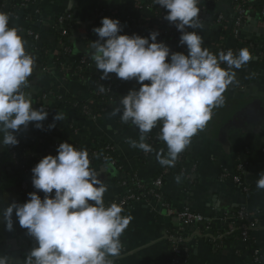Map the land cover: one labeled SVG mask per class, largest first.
Segmentation results:
<instances>
[{
    "label": "crops",
    "instance_id": "crops-1",
    "mask_svg": "<svg viewBox=\"0 0 264 264\" xmlns=\"http://www.w3.org/2000/svg\"><path fill=\"white\" fill-rule=\"evenodd\" d=\"M9 1L12 5H19L24 0ZM246 1L248 4L261 2ZM2 3L0 0V7ZM216 3L215 10L205 14L202 28L195 31L202 37V47L214 54L221 45L236 53L239 39L233 34H223L227 28L217 22L223 12H235L234 0H217ZM40 6L42 22L37 24L39 33H36L39 39L27 33L29 23H32L31 14L20 12L17 19L9 16V26L19 30L26 51L35 57L34 71L25 91L31 94L33 108L42 106L48 117L41 122L42 128L30 122L27 128L22 126L14 133L19 140L15 151L17 161L10 146L0 144V214L12 202H26L31 192L37 191L43 198L44 193L32 185L31 170L44 156L57 155L56 144L69 142L78 149H86L89 155L106 145L114 146L119 168L114 163L90 164L107 187L103 196L106 206L127 195L128 188L122 182L133 176L140 183L153 184L160 168L157 153L167 149L166 145L160 147L147 161L141 162L139 149L128 143L129 139L139 140L138 128L130 121L122 122L119 114L112 115L120 106L121 97L130 89L140 87L135 80L119 79L115 92L117 100L109 105L108 113H98L103 102L92 96L88 82L78 77L64 81L56 74V61L61 54H68L61 69L65 72H72L70 69L74 68L78 56L90 55L91 44L86 41L89 36L87 23L100 10H107L113 19H119L124 29L143 28L159 34L169 28L177 30L164 18L167 10L154 4L153 0H41ZM34 9L33 5L30 10ZM68 15L75 25L66 47L58 39L61 33L59 19ZM247 27L249 30L244 29L242 37L253 45L251 60L242 68L233 69L238 83L228 86L223 93V105L213 108L206 127L192 137L185 149L188 165H193V174L187 175L178 169L169 172L160 189L167 203L145 200L124 209L121 215L132 219L120 237L123 248L121 255L113 258L114 264H171L173 252L169 237L173 235L182 237L183 247L191 251L188 264H245L249 245L254 244L264 251V190L256 187V180L264 172V19L249 11ZM179 41L158 42L165 43L171 52L187 54L186 46ZM42 54L45 55L44 61ZM95 68L94 63L91 70L95 71ZM60 97L86 102L90 115L65 105ZM57 113L63 114L64 119L54 121ZM51 124L55 126L49 128ZM239 166H245L244 173L238 172ZM235 176L241 177V186L234 181ZM177 177H180L179 182ZM24 184H27V190H24ZM185 209L213 218L215 229H203L201 225L182 232L175 213ZM168 210L174 213L168 215ZM241 210L257 221L256 229L248 242L230 241L228 236L235 230L232 225L234 216ZM219 233L227 236L226 241H219L223 239ZM216 241L220 244L212 245ZM35 246V239L20 227L15 213L12 231L6 230L0 217V255L8 256L15 264H22Z\"/></svg>",
    "mask_w": 264,
    "mask_h": 264
},
{
    "label": "clouds",
    "instance_id": "clouds-1",
    "mask_svg": "<svg viewBox=\"0 0 264 264\" xmlns=\"http://www.w3.org/2000/svg\"><path fill=\"white\" fill-rule=\"evenodd\" d=\"M153 2L167 10L164 18L181 32L179 43L186 46L187 54L171 52L165 43L157 42L158 31L149 37L120 34L119 19L104 17L102 26L93 28L99 39L91 43L90 59L101 71V80L114 73L118 79L140 84L121 97L112 115L119 114L122 122L130 121L138 128L139 140L128 143L145 153L153 151L145 142L147 133L159 124V139L167 151L161 149L157 161L174 167L192 137L206 127L213 108L223 105L228 86L238 83L233 69L242 68L252 56L247 48L217 55L202 47V37L195 31L203 26L199 0ZM9 21V15L0 12V144L15 146L19 141L14 133L30 122L42 128L48 112L42 106L34 109L31 94L25 91L35 57L26 51L19 30L10 27ZM99 90L103 92L104 86ZM62 119L61 113L53 117ZM56 151L57 155L44 156L31 170L32 185L44 193L43 198L31 192L26 202H12L0 214L6 230L12 231L15 213L20 227L36 241L22 264H114L113 258L123 248L120 237L132 217L121 215L124 209L117 203L105 205L107 187L90 168L86 149L62 142ZM176 179L179 182L180 177ZM256 187L264 190V172ZM0 264L15 261L0 255Z\"/></svg>",
    "mask_w": 264,
    "mask_h": 264
},
{
    "label": "trees",
    "instance_id": "trees-1",
    "mask_svg": "<svg viewBox=\"0 0 264 264\" xmlns=\"http://www.w3.org/2000/svg\"><path fill=\"white\" fill-rule=\"evenodd\" d=\"M216 2L217 0H199V6L200 8H202V11L208 14V12H212L213 10H215L216 5H217ZM33 4L35 5L36 9L23 10V12L27 14H31L32 23H29L30 25L29 29L32 32H34V34H36V33H39L37 24L42 22V19L40 18L41 0H33ZM233 6L235 8L237 6H240L241 9L245 12V14L238 15L236 12H234L233 14L223 12V16H224L223 24L225 26H228L227 31H225V33L223 34H227V36L232 34L233 28L236 26V23L238 22L239 19H242L244 23H247V12L249 11H253L257 13L260 17H262V19H264V0H261V2L257 4H248L246 0H234ZM19 9H20V6L14 5V8L12 9V11L13 13L19 14L20 12H22V11H19ZM35 10H37L38 12H35ZM155 10L156 9L154 8V11ZM102 11L103 10H100L98 13H101ZM217 16H219V14ZM60 25H61V33L58 36V39L62 41L66 47H68L73 29H74L75 22L74 20L70 19ZM100 26H102L101 20H97L94 22L93 25L88 27L89 36L86 41H88L89 44H91L92 42L98 39L97 34L93 32V28L100 27ZM120 34H128V35L137 34V35H140L141 37H149L148 31L143 28H135V29L122 28V32ZM180 36H181V33L179 34L172 33L167 36L163 34H159L157 37V42L164 41V42H167V44H169L171 40H180ZM238 43H237L239 46V48L237 49L238 51L241 48H247L249 51H250V48H253L252 43L243 39L242 36L239 39ZM220 51H221V46L217 49V52H216L217 55L219 54ZM233 52L235 53V51ZM41 56H42V61H44L45 55L42 54ZM67 57H68V54L63 53L57 58V61H56L57 67H58L56 71L57 76L64 81H69L70 79H74V78L76 79V77H78L80 80L84 82H88L89 85L91 86L92 96L95 99H98V101L103 102V106L101 107L98 113H108L110 111L109 105L113 104L117 100L116 93H115L116 83L114 82V79H113L115 74L114 73L109 74L108 79L101 80L100 76L102 75V73L100 70H97L95 68L96 69L95 71L93 70V72H90V70L92 69L94 65V61L90 59V55H83V54L78 56V58L76 59V62L74 64V69L72 72L62 71L61 69L66 64ZM222 68H227V65H222ZM98 84H101L104 86L105 90L103 92L99 90L100 87H98ZM60 100L63 101L65 105L71 108L80 110L83 114L90 115V109L88 108L86 102H82V101L75 100V99L67 100L63 97H60ZM159 134H160L159 124L156 127H154L149 133H147V138L145 142L151 145L153 151L149 153H145L142 150H139L141 162L147 161L151 157V155L154 153V151L166 145L164 141L159 139ZM166 151L167 149H165V153ZM89 159H90V164L92 165H95V164L108 165L110 163H114L116 167L118 168L120 167L119 164L117 163V158L115 157V148L112 145H106L104 148H101L97 150L96 152H91V154L89 155ZM174 169L181 170L183 171L184 174H187V175L193 174L192 173L193 165H188L187 153L185 150L179 154V157L174 167L161 166L160 164L159 173L157 174V176L155 177L153 181L155 182L158 179H161L162 182L164 183V178L169 174V172L172 173ZM124 183L125 181L122 182V184ZM133 185L134 186L132 187V191L129 196H134L135 198L127 201L126 205L124 206L125 207L124 209L131 207L132 204H134L138 198L140 200L145 199L148 202H153V201L160 202L161 201L164 204L167 203L164 200L163 195L161 194L160 190L154 186V183L153 184H143V183L138 182L137 180H134ZM157 195H159V198L156 197ZM203 229L214 230L215 227L213 224L203 225ZM244 231H245L244 226H239L235 228V230L230 234V236H228V239H230V241H233V240L243 241ZM252 231L253 230H249L248 234L251 235ZM221 234L222 233H219V235ZM217 235L215 237H217ZM222 236H223V239L219 241H222V242L226 241L225 237L227 236H224V234H222ZM213 244L218 245L220 243L216 241L215 243L212 242V245ZM181 250H182L181 252L182 254L178 256V260L180 261V264H185L186 261H189L191 251L185 247H182ZM257 252L259 253L256 254ZM245 264H264V255L262 256L261 251L254 244H251L248 246V256L245 259Z\"/></svg>",
    "mask_w": 264,
    "mask_h": 264
},
{
    "label": "built area",
    "instance_id": "built-area-1",
    "mask_svg": "<svg viewBox=\"0 0 264 264\" xmlns=\"http://www.w3.org/2000/svg\"><path fill=\"white\" fill-rule=\"evenodd\" d=\"M33 0H24L21 4H19L18 6H20V9L19 11H22L23 10H28V9H31V7L33 6ZM35 6V5H34ZM198 7L200 8L199 4H198ZM14 8V5L11 4V2L9 0H3V3L0 7V12L1 11H5L10 17H13L15 19L19 18L20 14L18 13H13L12 9ZM36 9V7H35ZM201 11H200V22L202 23L204 18H205V13L204 11H202V8H200ZM35 12H38L37 10H35ZM235 12L238 14V15H244L245 12L241 9L240 6H237L235 8ZM248 14V12H247ZM104 17H108V18H112V16H110V13L107 12V10H104L102 11L101 13H97V15L94 16V18L89 21L87 24L88 26H91L94 24L95 21L97 20H102V18ZM72 19L71 16H62L60 17L59 19V24H63L65 21L67 20H70ZM217 22H218V25L223 27V28H228V26H225L223 24L224 22V16L221 14L218 19H217ZM246 26V23H244L242 21V19H239L238 22L236 23V26L233 28V31H232V34L234 35V37L236 39H240L241 36H242V32L244 30ZM149 29H147L148 31ZM28 35L34 37L35 39H39V35H36L34 34V32H32L31 30H28ZM148 33L150 34L151 31L149 30ZM172 33H177L179 34L180 31L176 30V29H167L164 31V35H170ZM224 51L225 53L229 50L228 48L224 47L221 45V51ZM73 67L70 69L71 71H73ZM90 70V69H89ZM90 72H93L90 70ZM114 79V82L116 83V86H117V82H118V78L116 77V75L113 77ZM101 84H98V87H100ZM110 92V91H109ZM101 104V103H100ZM45 110V109H44ZM19 141V140H18ZM19 144V143H18ZM15 145V146H10V149H12V155L16 158V154H15V151H16V147L18 146ZM59 144H56L55 145V149H57ZM16 161H17V158H16ZM18 163V162H17ZM20 165V164H19ZM244 169H245V166H239L238 167V172L240 174L244 173ZM134 180H137L136 179V176H133L131 177L129 180H126L125 183H124V186H126V188H128L127 190V195L120 199V200H116L112 203H117L118 205L122 206L123 209L125 208L124 206L126 205L127 201L129 200H132L134 199L135 197L134 196H129L131 191H132V187L134 186L133 185V182ZM138 181V180H137ZM234 181L236 183H238L240 186L242 185V181H241V177L239 176H235L234 177ZM154 186L157 188V189H162V186H163V182L161 179H158L157 181L154 182ZM23 188L24 190H27L28 187H27V184H24L23 185ZM243 190L245 192H247V189H245L243 187ZM157 198H159V195L156 196ZM143 202L145 201V199H137L136 202ZM168 208V206H166ZM173 214L174 212L172 210H168V215L170 214ZM176 217H177V220L179 222V229L180 230H183L182 232L186 231V229H188L189 227H199L201 225H211L213 224L214 222V219L213 218H207V217H204L203 215L201 214H197V213H194L192 212L190 209H185L184 211H181V212H178V213H175ZM234 228H237L239 226H244L245 228V231H244V242H248L251 235L248 234V231L249 230H254L256 229V225H257V221L252 219V216L245 210H241L239 212L236 213V215L234 216V220H233V224ZM222 237V236H220ZM170 243H171V246H172V254H173V259H172V263L171 264H180V261L178 260V256H180L182 253V250L181 248L184 246V240L182 237H178V236H170ZM259 252H257L256 254H258ZM261 254L262 256L264 255V251H261ZM185 264H188V261L185 262Z\"/></svg>",
    "mask_w": 264,
    "mask_h": 264
},
{
    "label": "water",
    "instance_id": "water-1",
    "mask_svg": "<svg viewBox=\"0 0 264 264\" xmlns=\"http://www.w3.org/2000/svg\"><path fill=\"white\" fill-rule=\"evenodd\" d=\"M254 23H256V22H254ZM245 29V31H248L249 30V28L247 27V28H244ZM260 32H262V31H260Z\"/></svg>",
    "mask_w": 264,
    "mask_h": 264
}]
</instances>
